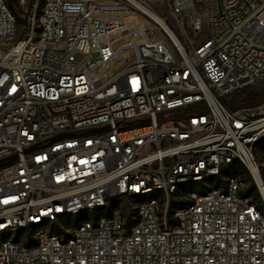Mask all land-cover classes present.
<instances>
[{
    "label": "built area",
    "instance_id": "obj_1",
    "mask_svg": "<svg viewBox=\"0 0 264 264\" xmlns=\"http://www.w3.org/2000/svg\"><path fill=\"white\" fill-rule=\"evenodd\" d=\"M151 3L0 0V264H264V0Z\"/></svg>",
    "mask_w": 264,
    "mask_h": 264
},
{
    "label": "rangeland",
    "instance_id": "obj_2",
    "mask_svg": "<svg viewBox=\"0 0 264 264\" xmlns=\"http://www.w3.org/2000/svg\"><path fill=\"white\" fill-rule=\"evenodd\" d=\"M152 1H153V3H151V4L159 12V14L162 15L163 17H166L167 16V10H168V3H166V0H152ZM251 93L253 94L252 100L246 106H256V105L262 103L264 101V80L254 84L252 86ZM171 115L175 116V112H172ZM258 146L261 148H264V137L258 143ZM239 171L242 174H245V171L242 168L239 169ZM227 173H228V171H225L221 174V176L209 177V178L205 179L204 182H207L208 184H214V185L219 184V182H221L224 179V177L226 176ZM202 183H203V181L202 182H189L186 184V186L196 187L199 189L200 185ZM118 201H120V200L114 199L111 201V203L113 204V203H116ZM96 212H97V209H95V210L93 209V210L84 211L83 213H80V214L70 215V216L65 218V221L91 217ZM23 232H24V230L19 231L18 233H23ZM18 233H15V234H18Z\"/></svg>",
    "mask_w": 264,
    "mask_h": 264
},
{
    "label": "trees",
    "instance_id": "obj_3",
    "mask_svg": "<svg viewBox=\"0 0 264 264\" xmlns=\"http://www.w3.org/2000/svg\"><path fill=\"white\" fill-rule=\"evenodd\" d=\"M252 86L239 89L226 95L225 97H223L224 102L231 109H238L248 105L253 97V94L251 93ZM251 190L252 186L249 190L243 191V194L249 195Z\"/></svg>",
    "mask_w": 264,
    "mask_h": 264
},
{
    "label": "bare ground",
    "instance_id": "obj_4",
    "mask_svg": "<svg viewBox=\"0 0 264 264\" xmlns=\"http://www.w3.org/2000/svg\"><path fill=\"white\" fill-rule=\"evenodd\" d=\"M149 12L153 13L159 20H161V22H164V20L156 13H154L152 10H149ZM166 26V23H165Z\"/></svg>",
    "mask_w": 264,
    "mask_h": 264
},
{
    "label": "water",
    "instance_id": "obj_5",
    "mask_svg": "<svg viewBox=\"0 0 264 264\" xmlns=\"http://www.w3.org/2000/svg\"><path fill=\"white\" fill-rule=\"evenodd\" d=\"M14 158H15V156L11 157V159H14ZM1 164H2V162H1Z\"/></svg>",
    "mask_w": 264,
    "mask_h": 264
}]
</instances>
